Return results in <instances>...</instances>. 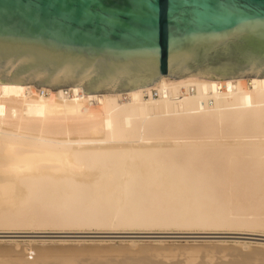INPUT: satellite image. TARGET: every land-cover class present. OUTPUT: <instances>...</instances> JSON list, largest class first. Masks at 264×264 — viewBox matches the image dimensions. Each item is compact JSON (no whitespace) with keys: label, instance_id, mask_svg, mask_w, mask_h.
<instances>
[{"label":"bare ground","instance_id":"6f19581e","mask_svg":"<svg viewBox=\"0 0 264 264\" xmlns=\"http://www.w3.org/2000/svg\"><path fill=\"white\" fill-rule=\"evenodd\" d=\"M0 233L264 237V77L89 94L0 83ZM242 239H9L0 264H264V242Z\"/></svg>","mask_w":264,"mask_h":264},{"label":"water","instance_id":"95a60500","mask_svg":"<svg viewBox=\"0 0 264 264\" xmlns=\"http://www.w3.org/2000/svg\"><path fill=\"white\" fill-rule=\"evenodd\" d=\"M264 77V0H0V83L123 92Z\"/></svg>","mask_w":264,"mask_h":264},{"label":"rangeland","instance_id":"374dc122","mask_svg":"<svg viewBox=\"0 0 264 264\" xmlns=\"http://www.w3.org/2000/svg\"><path fill=\"white\" fill-rule=\"evenodd\" d=\"M4 234L5 233H0V239L2 238L0 241L5 242L4 245L5 244H7V245L9 244V242H6V240L9 241V239H10V242L19 240L18 242H20L21 244H22V242L24 244L25 242H27L28 240L31 239V240H36L38 242V244H45L46 243V244H56V245L66 244L65 242H62V240H67V244H72V245L75 244L76 245V243H79L78 241H80V243H82V240L83 241H89V240H95L96 241V240H105L106 239V241H114L115 242V243H112V244L124 245L122 243L126 244L127 241L137 238V239H139L141 241H145V242H142V243H145L144 245H152L153 243L151 241H157L158 240V241H162V242L164 241L163 244H168V245L175 244V245H184V246H186V245H189V243H190V245H192V246H205V247H212L214 245L218 246V247L222 246V245L226 246V247H232L231 245H233L234 248L238 247L237 244L235 243V241L236 240L242 241L243 240L242 238H244V240H246V241L264 242V237H261V236L260 237L259 236H250V235L248 236V235H241V234L240 235H238V234H224V235L223 234H194V235L193 234H189L190 236H188V234L187 235L184 234V235H186V237L183 236V234H179V236H178V234H170V235L168 234L167 237H166V235L164 236L163 234H161L163 237L160 236L159 234H156V236H155V234H152L153 237H155L156 239L155 238L153 239L152 235H150V237H149V235H148V237H144V235H139V234H135V235L132 234L133 236L131 234L130 235L129 234H127V235L126 234H118V235L115 234L117 237H115V235L113 236L112 234H110V235L109 234L108 235L107 234H102L104 236H102L101 234H97V236L95 234H87V235L83 234L84 238L82 237V234H74V235L73 234H62V233H50V234L49 233H46V234L45 233L44 234L43 233L42 234H39V233H36V234L35 233H18V234L17 233H6L5 235ZM65 235L66 236L69 235V237H65V238H69V239H65V238L63 239L62 237H64ZM88 235H89V237L91 239L88 238ZM98 235H99L100 239L98 238ZM111 235L113 236V239H112V237H110ZM174 235H176V237ZM107 236H109L110 238L107 237ZM119 236L121 237L120 239H119ZM122 236H123L124 239H122ZM145 236H147V235H145ZM168 236H170V237H168ZM85 237H86V239H85ZM140 237H141V239H140ZM103 238H105V239H103ZM147 238H149V239H147ZM172 240L175 241V242H173ZM59 241H61V243ZM74 241H76V243ZM123 241H125V242H123ZM219 241H221V242H219ZM185 242H186V244H184ZM11 243H13V242H11ZM149 243H151V244H149ZM198 243H200V244H198ZM19 248H17L16 250L18 251ZM240 250L248 251V249H243V248H240ZM23 253H25V252H23ZM216 257H219V255H216ZM23 258H25V256ZM227 259H229V257L224 258V260H227ZM175 260H177V259H175ZM218 261H220V260L218 259Z\"/></svg>","mask_w":264,"mask_h":264},{"label":"built area","instance_id":"2783aa9c","mask_svg":"<svg viewBox=\"0 0 264 264\" xmlns=\"http://www.w3.org/2000/svg\"><path fill=\"white\" fill-rule=\"evenodd\" d=\"M154 95H155V93H154Z\"/></svg>","mask_w":264,"mask_h":264}]
</instances>
